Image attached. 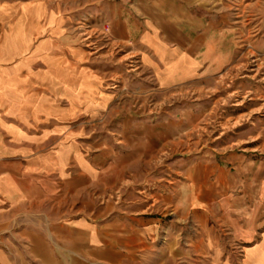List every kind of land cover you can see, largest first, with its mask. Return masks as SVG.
<instances>
[{
    "label": "crops",
    "instance_id": "1",
    "mask_svg": "<svg viewBox=\"0 0 264 264\" xmlns=\"http://www.w3.org/2000/svg\"><path fill=\"white\" fill-rule=\"evenodd\" d=\"M188 1L143 0V25L136 17L118 23V40L131 43L143 30V56L157 71L168 61L171 75L175 68L189 76L201 67L221 72L233 60L236 32L196 18L195 0ZM83 85L90 94L72 95L73 105L93 112L109 102L96 96L98 79ZM28 99H16L23 103L15 111L0 104V264H264V162L229 153L143 183L136 173L145 159L143 124L87 149L69 127L52 129L50 104L33 109ZM35 115L38 122L29 119ZM134 185L143 188L139 199L130 195L122 207L100 201L83 212L85 196L113 197ZM68 197L79 210L53 220L52 202Z\"/></svg>",
    "mask_w": 264,
    "mask_h": 264
},
{
    "label": "rangeland",
    "instance_id": "2",
    "mask_svg": "<svg viewBox=\"0 0 264 264\" xmlns=\"http://www.w3.org/2000/svg\"><path fill=\"white\" fill-rule=\"evenodd\" d=\"M194 6L196 18L236 32L233 60L217 74L201 67L194 76L178 68L171 75L168 61L161 71L149 67L138 26L131 43L118 40V23L136 17L143 25V0H0V104L19 110L23 102L18 107L16 99L25 95L33 109L50 104L52 129L69 127L87 149L113 144L127 128L143 124L145 159L136 170L143 183L165 182L192 163L221 161L229 153L264 162V0H195ZM87 78L98 79L96 96L109 99L99 111L69 100L89 93ZM142 189L85 196L83 212L100 201L122 207L130 195L139 199ZM79 208L71 197L49 207L58 221Z\"/></svg>",
    "mask_w": 264,
    "mask_h": 264
}]
</instances>
